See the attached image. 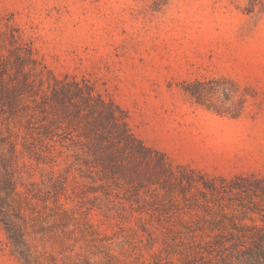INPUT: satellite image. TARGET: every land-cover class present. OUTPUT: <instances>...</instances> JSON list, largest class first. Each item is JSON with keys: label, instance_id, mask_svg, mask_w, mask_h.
<instances>
[{"label": "rangeland", "instance_id": "obj_1", "mask_svg": "<svg viewBox=\"0 0 264 264\" xmlns=\"http://www.w3.org/2000/svg\"><path fill=\"white\" fill-rule=\"evenodd\" d=\"M261 188L264 0H0V264H244Z\"/></svg>", "mask_w": 264, "mask_h": 264}, {"label": "trees", "instance_id": "obj_2", "mask_svg": "<svg viewBox=\"0 0 264 264\" xmlns=\"http://www.w3.org/2000/svg\"><path fill=\"white\" fill-rule=\"evenodd\" d=\"M110 117L111 119L116 120L112 113L110 114ZM101 143L102 144L100 145V148L102 149V156L104 158L102 167L104 168V170H128L129 168H133L134 170V166L136 165L135 160L139 159V155L144 156L145 154H150V152H148V150L145 149L142 145H136L138 158L134 159L129 153L130 144H133L134 140L132 139V137H130L126 129H124L123 127H121V132L119 134V137L116 138L115 144L111 145L103 144V142ZM156 158L160 171H162L163 173H167L169 178L179 180L180 183L183 181L182 179L175 177L172 168L166 164L161 156L157 155ZM261 191L264 195V188H261ZM234 228L236 230L245 232L239 237H243L244 240L249 244V246L245 247L244 250L241 248H238V250H236V253L240 254L239 258H237L238 261L244 264H264V227L235 226ZM23 233V231L18 232L16 239L22 241ZM218 237L221 239L220 236ZM233 237L235 236L233 235Z\"/></svg>", "mask_w": 264, "mask_h": 264}]
</instances>
